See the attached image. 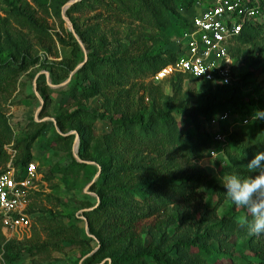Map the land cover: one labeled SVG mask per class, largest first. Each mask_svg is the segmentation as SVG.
I'll return each mask as SVG.
<instances>
[{"label": "rangeland", "instance_id": "1", "mask_svg": "<svg viewBox=\"0 0 264 264\" xmlns=\"http://www.w3.org/2000/svg\"><path fill=\"white\" fill-rule=\"evenodd\" d=\"M69 1L0 0V72L10 76L9 85L0 90V148L9 155L7 161L0 155V172L19 171L26 175L29 163L35 164L36 169L27 196L31 227L14 237L4 235L0 242V264H88L89 257L98 248V240L90 233L84 212L94 208L99 200L92 184L100 174V165L79 156L80 138L85 133L81 129L86 123L78 117L84 110L102 112L104 97L87 98L79 85L76 88L82 75L77 79L74 74L88 60L89 50L64 11ZM129 2L123 1V7ZM175 2L176 11L169 12L168 20L160 18L155 10L132 16L129 11L103 4L77 10L73 17L82 24L98 23L101 34L108 40L116 37L126 40L125 32L134 29L152 37L156 53L162 50L167 51L164 56L179 57L187 22L206 4L187 6L185 0ZM68 33L76 40L77 35L83 43L82 52L76 56ZM237 48L235 55L232 54L237 59L234 80L247 74L251 76L237 93L226 89L215 96V101L262 98L257 109L264 110V28L260 29L259 38L238 44ZM134 83L132 95L144 97L147 112L162 109L163 102L176 94L178 85L182 91H196L197 100L206 91V84L185 74H173L161 81L148 75ZM69 115L72 116L69 118ZM58 116H68L69 121L59 127ZM178 119L181 130H194L187 127L185 120ZM110 129L107 121L95 122L91 152L101 150L98 140ZM68 135V139L60 137ZM25 154L30 155L27 163H24ZM221 160L209 157L207 151L195 159L192 173L201 182L199 189L191 195L177 193L162 203L158 212L149 218V222L160 223L161 227L154 231L155 236L143 233L138 247L155 248L159 237L164 235L162 248L168 249L184 237L195 239L197 244L202 241L223 249L241 261L262 264L258 251L264 250V236H249L236 225L228 229L224 226L226 219L235 214L238 217L243 209L229 202L216 179L218 174H236ZM229 261L223 257L212 264ZM94 264H110V258L101 257Z\"/></svg>", "mask_w": 264, "mask_h": 264}, {"label": "trees", "instance_id": "2", "mask_svg": "<svg viewBox=\"0 0 264 264\" xmlns=\"http://www.w3.org/2000/svg\"><path fill=\"white\" fill-rule=\"evenodd\" d=\"M123 1L79 0L66 10L89 50L88 60L74 74L77 79L82 75L76 88L79 85L78 88L87 98L97 95L104 97L102 112L79 111L78 117L86 123V127L81 129L85 133L80 138L79 156L100 165V174L92 184L99 200L94 208L84 212L89 231L98 240V248L89 257L88 264L100 261L101 257H109L110 264H212L223 257L230 259L228 264H256L241 261L239 257L226 254L223 249L218 250L206 242L197 244L195 239L184 237H180L168 249L162 248L164 235L159 237L155 248L138 247L143 233L154 234L161 227L160 223L149 222V218L158 212L162 203L177 193L191 195L199 189L201 182L192 173L195 159L205 151L220 147L213 139L214 128L209 122L210 118L219 112L229 111L230 120L217 129L227 136L223 152L217 157L226 162L229 171L243 176L248 174V161L257 152L264 151V120L255 118L247 125H238L229 131L228 127L233 121L242 120L253 113L259 116L260 113L256 111L262 98L239 102L215 101V96L226 89L237 93L247 85L250 74L233 79L229 85L206 84L201 100H197L196 91H182L178 85L176 94L163 102L162 109L154 108L147 112L144 97L132 95L134 82L148 75L154 76L177 57L172 54L164 56L167 51L162 50L156 53L152 37L134 29L125 32L126 40L119 37L108 40L101 34L98 23L82 24L73 17L77 10L92 8L94 4L129 11L132 16L155 10L160 18L166 20L169 12L176 11L175 0H130L124 7ZM185 1L188 2L187 6L197 4V0ZM261 4V15L244 26L231 48L233 55L238 44L259 38L260 29L264 28V0H261ZM68 35L73 55L76 56L82 52L81 45L72 33ZM62 42L67 44L66 41ZM9 83V74L0 72V90ZM178 117L194 130H181ZM67 118L57 117L59 127L69 121ZM97 120L109 122L111 129L98 140L101 150L91 152ZM60 137L70 138L69 135ZM0 155L4 157L3 160H8L9 155L2 148ZM25 156L24 163H27L30 155ZM239 214L223 222L226 229L236 225L241 232L246 231V213L242 210ZM213 216H217L216 208L213 209ZM1 226L0 221V242L5 237ZM258 254L264 264V250L258 251Z\"/></svg>", "mask_w": 264, "mask_h": 264}, {"label": "built area", "instance_id": "3", "mask_svg": "<svg viewBox=\"0 0 264 264\" xmlns=\"http://www.w3.org/2000/svg\"><path fill=\"white\" fill-rule=\"evenodd\" d=\"M205 7L193 15L183 32V51L173 62L163 66L153 77L161 81L173 74H185L203 84L229 85L233 77L234 58L231 48L244 26L261 15V0H197ZM257 115L233 121L229 131L238 125H247ZM229 111L210 118L214 128L213 139L219 148L208 151L215 158L223 152L226 133L217 129L230 120ZM36 175L35 164L29 163L26 175L19 171L0 172V221L4 235L14 237L31 227L27 196Z\"/></svg>", "mask_w": 264, "mask_h": 264}, {"label": "clouds", "instance_id": "4", "mask_svg": "<svg viewBox=\"0 0 264 264\" xmlns=\"http://www.w3.org/2000/svg\"><path fill=\"white\" fill-rule=\"evenodd\" d=\"M258 120H264V110H257ZM254 115V113H253ZM213 167L214 165H210ZM247 176L218 174L216 179L224 189L229 202L246 213L247 234L264 236V151L257 152L246 164Z\"/></svg>", "mask_w": 264, "mask_h": 264}, {"label": "water", "instance_id": "5", "mask_svg": "<svg viewBox=\"0 0 264 264\" xmlns=\"http://www.w3.org/2000/svg\"><path fill=\"white\" fill-rule=\"evenodd\" d=\"M77 1H79V0H71V1H69L68 2V4H67V7H65V9H64V11L66 12V10H67V8L69 7V6H71L72 4H74L75 2H77ZM66 18V20L68 21V23H70V26H72V24H71V22L69 21V19L67 18V17H65ZM76 37H77V41L79 42V44L80 45H82L83 46V43L81 42V40L79 39V37L76 35ZM84 63V62H83ZM82 63V64H83ZM81 64V65H82ZM81 65H79V67L81 66ZM47 75V77H48V74H46ZM48 83L50 84V85H52V83L50 82V81H48ZM76 151H77V149H76ZM77 156H78V154H76Z\"/></svg>", "mask_w": 264, "mask_h": 264}]
</instances>
